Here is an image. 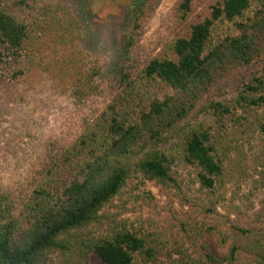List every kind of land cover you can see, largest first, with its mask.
<instances>
[{"label": "trees", "instance_id": "trees-1", "mask_svg": "<svg viewBox=\"0 0 264 264\" xmlns=\"http://www.w3.org/2000/svg\"><path fill=\"white\" fill-rule=\"evenodd\" d=\"M159 2L111 61L83 3L0 5V264H264V0H176L143 54ZM146 182L149 227L111 228Z\"/></svg>", "mask_w": 264, "mask_h": 264}, {"label": "rangeland", "instance_id": "rangeland-1", "mask_svg": "<svg viewBox=\"0 0 264 264\" xmlns=\"http://www.w3.org/2000/svg\"><path fill=\"white\" fill-rule=\"evenodd\" d=\"M17 0H0V5L10 6L11 9L14 8V3ZM69 4L77 3V8H79V3H83V12L85 13L84 18L87 21L88 31L93 39L94 50L103 51L108 54L109 61L113 60L116 55V50L118 48V37L124 28L125 14L127 5H129L134 0H57ZM176 0H160L157 8L154 11L153 17L150 19L149 23L144 29V34L140 39V46L138 50L141 53H149L153 50H157L163 45L166 39L165 31L162 28L164 20H166L167 15ZM75 7V6H74ZM89 45V43H88ZM245 71L233 73L226 81L218 85L220 90H229L235 82L245 75ZM215 94V93H214ZM53 113H51L46 121L51 123L53 120ZM9 118L3 120L2 130L8 132ZM3 139H0L2 141ZM146 193L144 194V199L134 200L129 202L130 199L124 197L122 201L118 198L114 200L112 204L104 209L105 217H112L111 228L117 226L118 223L126 222L128 224H133V226L139 228L149 227L147 222L150 218L149 210L150 207H145L148 204L156 200L160 205L165 204V200L158 193V190L151 182H146ZM152 196L154 199L152 200ZM143 221V222H142ZM142 222V223H141ZM142 225V226H141ZM119 226V225H118ZM88 264H102L101 260L96 255L89 256Z\"/></svg>", "mask_w": 264, "mask_h": 264}]
</instances>
